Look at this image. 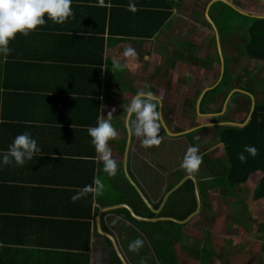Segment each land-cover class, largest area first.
<instances>
[{"label":"crops","instance_id":"0c3cea01","mask_svg":"<svg viewBox=\"0 0 264 264\" xmlns=\"http://www.w3.org/2000/svg\"><path fill=\"white\" fill-rule=\"evenodd\" d=\"M223 1L234 8L213 0H72L73 15L64 23L45 18L43 26L10 41V53L0 55V151L24 131L40 148L22 166L0 167V234L5 237L4 228L26 232L12 246L44 249L30 242L51 239V220H80L89 207L90 262L104 249L111 260V243L95 228L97 211L126 204L142 217H166L161 212L175 191L151 216L130 180L153 209L184 176L194 177L197 188L213 182V165L224 161L222 146L208 142L212 129H197L188 139L201 156L194 173L181 169L190 142L178 134L214 118L244 122L249 95L253 103H264V61L244 55L250 26L264 20V0ZM129 47L135 57L124 56ZM224 76L230 88L201 104ZM145 89L162 96L161 142L145 147L142 137L129 135L126 174L123 108ZM109 113L118 133L108 142L118 165L114 176L103 171L87 132ZM94 177L104 185L101 193L79 195ZM257 183L256 174L233 190L214 187L185 224L133 222L120 212L124 208L103 213L100 221L128 264H264V233L256 231L264 222V199H253ZM137 238L143 246L129 251Z\"/></svg>","mask_w":264,"mask_h":264},{"label":"trees","instance_id":"16d2710c","mask_svg":"<svg viewBox=\"0 0 264 264\" xmlns=\"http://www.w3.org/2000/svg\"><path fill=\"white\" fill-rule=\"evenodd\" d=\"M248 33L249 40L245 47V58L247 60L264 61V20L255 21L250 26ZM223 87L230 88L226 76L215 88L206 92L201 104L211 102ZM246 112H248V109ZM188 142H190L189 147L193 146L191 140H188ZM208 142L211 145L216 142L222 146L224 164L214 166L213 169L217 170L219 178L215 179L216 176L212 175L214 183L206 180V183L200 182L198 184L201 199L207 191L214 187L223 185L228 190H233L244 185L251 175L256 174L258 175V183L253 193V199H264V103H254L251 117L242 128L231 126L212 128L211 140ZM245 145L255 146L257 149L256 155L250 156L247 152H244ZM241 152L246 157L243 163L238 159V154ZM206 162L208 163V161ZM136 199L138 200L139 197L136 196ZM138 201L142 202L140 199ZM195 207L193 184L190 180H186L169 196L161 216L183 220L194 211ZM201 209L203 210V205ZM120 212L134 222L126 211L120 210ZM92 213L93 211L88 207L87 212L79 216L80 220H75L74 217L68 220H51L49 227L51 239L47 237L43 244L40 236L36 241L30 242L44 248L42 250L39 248L31 251L21 250L16 246H12L22 243L23 240L17 238V234L26 236V232L20 233L23 229L4 228L5 237L0 234V264H89L90 259L87 251L90 240L89 219ZM150 213L148 214L153 216ZM27 220L30 221L31 219H21L18 222ZM12 222H15V220L12 219ZM256 231L264 233V223H261ZM28 232L37 233L36 230L32 229L27 230ZM111 264H121L115 254H113Z\"/></svg>","mask_w":264,"mask_h":264},{"label":"clouds","instance_id":"9594fccd","mask_svg":"<svg viewBox=\"0 0 264 264\" xmlns=\"http://www.w3.org/2000/svg\"><path fill=\"white\" fill-rule=\"evenodd\" d=\"M72 0H0V55L10 53V41L17 34L27 36L37 26H43L46 19L53 23L62 24L73 15ZM129 10L134 11L135 6L130 4ZM125 57H135L136 51L129 47L124 51ZM147 87V86H146ZM162 96L158 98L150 90H139L130 102L123 108L125 113L123 127L129 135L142 137L145 147L158 145L161 141L159 132L163 124L162 112L159 106ZM115 111V109H113ZM112 114L106 117L100 115L96 126L88 127L87 132L91 137V143L99 154V161L103 164V171L109 176L117 172V162L112 158V151L108 142L118 135L117 129L111 123ZM244 152L255 156V146L245 145ZM40 152L37 141L28 131L18 134L8 146L6 151H0V167L15 163L22 166L33 159ZM238 159L243 163L246 160L243 152L238 154ZM201 164V156L196 146L189 147L183 157L181 167L188 173H194ZM103 183L99 177H94L92 185H85L81 190V196L93 193L99 195L103 190ZM75 199V198H74ZM142 239H135L129 245V251L136 252L143 246Z\"/></svg>","mask_w":264,"mask_h":264},{"label":"water","instance_id":"95a60500","mask_svg":"<svg viewBox=\"0 0 264 264\" xmlns=\"http://www.w3.org/2000/svg\"><path fill=\"white\" fill-rule=\"evenodd\" d=\"M214 1H217V2H222L232 8H234V6H231L229 5V3L223 1V0H213ZM249 95V94H248ZM250 97V100H251V106H250V110H249V113L247 115V118L244 122L242 123H235V122H229V121H223V122H217V123H212V124H208V125H211L213 127L215 126H231V127H238V128H242L244 127L247 122L249 121L250 117H251V114H252V111H253V108H254V103H253V99L251 97V95H249ZM201 99V96L199 97V100L198 102L200 101ZM197 106H198V103H197ZM199 127V126H198ZM198 127H195V128H192V129H189V130H186L184 132H181L180 134H184V133H188V132H192L194 131L196 128ZM179 135V134H178ZM128 147H129V134L127 135V144H126V148H125V152H124V158H123V168H124V172L127 174V168H126V161H127V153H128ZM128 176V175H127ZM128 179L130 180L129 176H128ZM186 180H190L193 184V191H194V196H195V202H196V207L194 209L193 212H191L186 218H184L183 220H178V219H175V218H171V217H158V218H148V217H142V216H139L138 214L135 213V211H133L128 205L126 204H117V205H114V206H108V207H105V208H101L100 210L97 211V213L95 214V228H96V231L102 235L103 237H105L106 239H108L111 243V246H112V249L114 251V254L117 256V258L119 259V261L121 262V264H128L125 259L123 258L119 248H118V245L115 241V238L113 235L109 234L108 232H105L103 231V229L101 228L100 226V218L102 216L103 213L105 212H108V211H112L114 209H119V208H124L130 215V217L136 221H143V222H156V221H169V222H173V223H176V224H185L187 223L189 220H191L194 216H196L200 210V205H201V201H200V196H199V193H198V188H197V182L195 180L194 177L190 176V175H187V176H184L176 185H174L168 192H166V194L164 195L162 201H161V204L160 206L158 207V209H153L151 206H150V203L147 201L145 195L141 192V190H139L136 185L130 180L131 182V185L133 186V188L137 191L139 197L141 198V200L143 201V203L145 204V206L150 210V212L154 215L158 214V212L160 211L162 205L165 203V200L166 198L174 191L176 190L178 187H180V185L186 181Z\"/></svg>","mask_w":264,"mask_h":264},{"label":"flooded vegetation","instance_id":"af4514ba","mask_svg":"<svg viewBox=\"0 0 264 264\" xmlns=\"http://www.w3.org/2000/svg\"><path fill=\"white\" fill-rule=\"evenodd\" d=\"M217 117V116H216ZM220 119V118H219ZM218 118H214V120L213 119H211V121L212 122H209V124H212V123H217L218 121ZM223 122V121H222ZM219 123V122H218ZM207 124V125H206ZM199 126V127H198ZM195 127H198V128H196L195 130L197 131V129L198 130H200V129H207V130H209L210 128L212 129V128H214L213 126H211V125H208V123H205L204 125L203 124H200V125H197V126H195ZM195 127H193V128H195ZM216 127V126H215ZM192 129V128H191ZM192 131V132H188V133H184V134H180L181 132H184V131H181L180 133H179V136H182V137H185V140H186V142H188L187 140H188V138L189 137H191V135L193 134V133H195L196 131ZM186 131V130H185ZM188 144V143H187ZM189 146V145H188ZM182 158V157H181ZM181 169H183V168H181ZM179 188V187H178ZM177 188V189H178ZM105 219H106V217H105ZM104 223H105V221H104V218L102 219V221H100V226H101V228L103 229V227H104ZM102 225H103V227H102ZM105 229H107V227H105ZM104 230V229H103ZM106 231V230H105ZM108 232V231H107ZM109 233V232H108ZM110 234V233H109ZM112 235V234H111ZM105 243L108 245V242L107 241H105ZM180 252H183L182 250H181V248H180V250L178 251V253H180ZM114 254V253H113ZM111 261H112V258H111V260H110V258L108 257V254H107V249H104V250H102L101 251V253L98 255V257H96V258H93V259H91V262H90V264H111ZM148 263V262H147ZM149 264V263H148Z\"/></svg>","mask_w":264,"mask_h":264},{"label":"rangeland","instance_id":"374dc122","mask_svg":"<svg viewBox=\"0 0 264 264\" xmlns=\"http://www.w3.org/2000/svg\"><path fill=\"white\" fill-rule=\"evenodd\" d=\"M263 90H264V84H263ZM183 158V157H182ZM216 167V166H215ZM214 168V165H213V167H212V175L213 176H216L215 177V179H219L218 178V173H217V170H214L213 169ZM197 216V215H196ZM196 216H194V218L196 217ZM262 223H264V222H262ZM174 226H175V224H174ZM174 228H176V227H174ZM175 232L177 231V229L175 230V229H173ZM178 242H179V244L181 245V242H182V237L181 236H179L178 237Z\"/></svg>","mask_w":264,"mask_h":264}]
</instances>
